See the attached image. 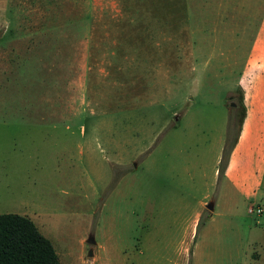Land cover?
I'll return each mask as SVG.
<instances>
[{"label": "rangeland", "instance_id": "1", "mask_svg": "<svg viewBox=\"0 0 264 264\" xmlns=\"http://www.w3.org/2000/svg\"><path fill=\"white\" fill-rule=\"evenodd\" d=\"M263 20L264 0H0V213L60 264H264V185L217 162Z\"/></svg>", "mask_w": 264, "mask_h": 264}, {"label": "crops", "instance_id": "2", "mask_svg": "<svg viewBox=\"0 0 264 264\" xmlns=\"http://www.w3.org/2000/svg\"><path fill=\"white\" fill-rule=\"evenodd\" d=\"M239 84L246 115L223 179L253 197L264 185V20ZM223 149L217 158L218 173Z\"/></svg>", "mask_w": 264, "mask_h": 264}, {"label": "trees", "instance_id": "3", "mask_svg": "<svg viewBox=\"0 0 264 264\" xmlns=\"http://www.w3.org/2000/svg\"><path fill=\"white\" fill-rule=\"evenodd\" d=\"M243 95V92H242ZM244 95L239 107V127L235 134L237 117L231 116L219 176H223L229 164L231 153L238 141L245 119ZM201 221L198 223V228ZM0 264H60L59 255L52 241L26 215L0 213Z\"/></svg>", "mask_w": 264, "mask_h": 264}, {"label": "water", "instance_id": "4", "mask_svg": "<svg viewBox=\"0 0 264 264\" xmlns=\"http://www.w3.org/2000/svg\"><path fill=\"white\" fill-rule=\"evenodd\" d=\"M232 106H235V103H231ZM207 208H209L210 210H214V203L213 202H209L207 204ZM87 243L91 244V245H95L96 244V240L93 234H90L89 237L87 238ZM89 256L93 255V247L90 248L89 252H88Z\"/></svg>", "mask_w": 264, "mask_h": 264}, {"label": "built area", "instance_id": "5", "mask_svg": "<svg viewBox=\"0 0 264 264\" xmlns=\"http://www.w3.org/2000/svg\"><path fill=\"white\" fill-rule=\"evenodd\" d=\"M260 210H261V209H260ZM260 210H259V211H260Z\"/></svg>", "mask_w": 264, "mask_h": 264}]
</instances>
